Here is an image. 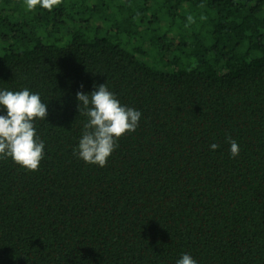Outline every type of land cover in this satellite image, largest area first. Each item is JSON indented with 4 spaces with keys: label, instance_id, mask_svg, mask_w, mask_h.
<instances>
[{
    "label": "trees",
    "instance_id": "1",
    "mask_svg": "<svg viewBox=\"0 0 264 264\" xmlns=\"http://www.w3.org/2000/svg\"><path fill=\"white\" fill-rule=\"evenodd\" d=\"M0 50L48 105L38 169L0 160V264H264V0H0ZM100 83L142 113L103 167L73 154Z\"/></svg>",
    "mask_w": 264,
    "mask_h": 264
},
{
    "label": "clouds",
    "instance_id": "2",
    "mask_svg": "<svg viewBox=\"0 0 264 264\" xmlns=\"http://www.w3.org/2000/svg\"><path fill=\"white\" fill-rule=\"evenodd\" d=\"M60 0H24L25 8L37 5L51 10ZM191 20V17L188 18ZM83 87V86H81ZM79 113L87 117L83 124L73 154L87 164L105 166L108 157L118 147L117 141L125 132H134L139 124L141 111L122 104L106 83L95 85L90 92L77 91ZM0 160H11L25 170L35 171L44 157L45 142L37 134L34 122L48 115V105L40 93L24 87L20 90L0 88ZM231 157L239 154L238 143L228 137ZM217 143L209 148L216 150ZM175 264H198L185 252Z\"/></svg>",
    "mask_w": 264,
    "mask_h": 264
},
{
    "label": "rangeland",
    "instance_id": "3",
    "mask_svg": "<svg viewBox=\"0 0 264 264\" xmlns=\"http://www.w3.org/2000/svg\"><path fill=\"white\" fill-rule=\"evenodd\" d=\"M3 53V50H0V55Z\"/></svg>",
    "mask_w": 264,
    "mask_h": 264
}]
</instances>
